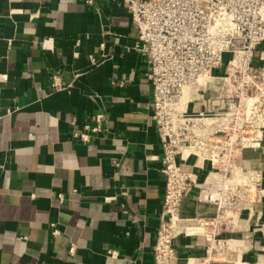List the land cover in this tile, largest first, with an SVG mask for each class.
<instances>
[{"label":"crops","instance_id":"0c3cea01","mask_svg":"<svg viewBox=\"0 0 264 264\" xmlns=\"http://www.w3.org/2000/svg\"><path fill=\"white\" fill-rule=\"evenodd\" d=\"M138 41L124 0H0V264H156L166 181ZM98 113L102 131L76 138ZM242 157L264 175V141ZM189 164L201 180L211 170ZM197 194L182 214L214 217ZM232 210L219 237L242 245L241 264H264V199ZM204 242L181 237L162 264H193Z\"/></svg>","mask_w":264,"mask_h":264},{"label":"built area","instance_id":"2783aa9c","mask_svg":"<svg viewBox=\"0 0 264 264\" xmlns=\"http://www.w3.org/2000/svg\"><path fill=\"white\" fill-rule=\"evenodd\" d=\"M124 3L138 30L137 48L150 64L154 118L163 146L166 188L156 264L179 260L183 236L205 239V253L194 257L193 264H241L242 245L219 237L218 230L235 222L236 203L253 210L264 199L263 172L246 167L242 157L244 150L264 141V0ZM104 118L96 114L74 136L90 141L102 131ZM193 157L198 167H211L203 180L189 164ZM193 189L199 201L216 207L214 217L182 214L186 194ZM109 254L117 256L118 251Z\"/></svg>","mask_w":264,"mask_h":264},{"label":"bare ground","instance_id":"6f19581e","mask_svg":"<svg viewBox=\"0 0 264 264\" xmlns=\"http://www.w3.org/2000/svg\"><path fill=\"white\" fill-rule=\"evenodd\" d=\"M220 81H221V80H220ZM220 81H219V82H218V80L215 81V84H220V85H221L222 83H221ZM207 85H214V83L211 82V81H207ZM186 98H187V97H186ZM191 161H192V160H191ZM165 262H167V261H164V262H162V263H165ZM162 263H161V264H162Z\"/></svg>","mask_w":264,"mask_h":264},{"label":"rangeland","instance_id":"374dc122","mask_svg":"<svg viewBox=\"0 0 264 264\" xmlns=\"http://www.w3.org/2000/svg\"><path fill=\"white\" fill-rule=\"evenodd\" d=\"M214 72H215V73H221V70H219V69L216 70V69H215ZM173 262H176V261H173Z\"/></svg>","mask_w":264,"mask_h":264}]
</instances>
